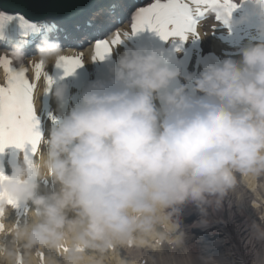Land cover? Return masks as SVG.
<instances>
[{
    "label": "clouds",
    "instance_id": "obj_1",
    "mask_svg": "<svg viewBox=\"0 0 264 264\" xmlns=\"http://www.w3.org/2000/svg\"><path fill=\"white\" fill-rule=\"evenodd\" d=\"M252 3L259 42L239 59L209 54L185 72L128 47L70 107V85L53 79L47 138L10 173L0 164V264L33 252L42 264H220L192 232L225 213L246 217L239 264H264V0ZM36 50L11 52L21 79L26 60L57 68L65 51L47 34Z\"/></svg>",
    "mask_w": 264,
    "mask_h": 264
},
{
    "label": "snow or ice",
    "instance_id": "obj_2",
    "mask_svg": "<svg viewBox=\"0 0 264 264\" xmlns=\"http://www.w3.org/2000/svg\"><path fill=\"white\" fill-rule=\"evenodd\" d=\"M196 5L195 10L190 6ZM155 0L149 7L142 8L135 16L133 33L150 30L157 33L161 39L167 41L170 38H180L187 41L189 34L199 39L197 31L198 15L201 14L200 5L222 9L216 19L221 16L230 17L231 11L236 7L233 0ZM225 24L228 20L225 19ZM122 43L117 35L112 44ZM112 45L107 41L98 42L95 45V58L103 61L112 55ZM79 58L63 57L57 66L63 69L65 76H72L83 67ZM43 63L36 67V78H40ZM53 83L48 77V85ZM33 89L25 78L18 74L11 75L7 88H0V153L5 148L15 146L23 150L26 145H31L32 154L38 151L43 140L40 131V120L34 110Z\"/></svg>",
    "mask_w": 264,
    "mask_h": 264
},
{
    "label": "bare ground",
    "instance_id": "obj_3",
    "mask_svg": "<svg viewBox=\"0 0 264 264\" xmlns=\"http://www.w3.org/2000/svg\"><path fill=\"white\" fill-rule=\"evenodd\" d=\"M207 10L209 12L207 14L204 31L201 36L203 50L200 52V55H202V57L204 58V63L207 62L205 60V57L207 55L209 41L220 39L221 35L225 33V29H226L216 22L214 17L210 14L211 9H207ZM126 26L127 25L125 24L124 27ZM63 49L65 50V48ZM65 51L64 54H67V52ZM74 54L77 55L78 52H74ZM5 56L11 57L13 59L11 52L6 50H0V64ZM33 57L35 56H30L27 58L31 59ZM38 63H39L38 59L32 60L30 62L26 60L24 67L29 68L32 71L33 75H35L36 67L38 66ZM13 65L15 67H20L19 65L16 64L14 59H13ZM43 65L44 67L41 69V73L43 79V87L45 91L48 87L47 78L49 73L52 71L53 67L50 65H45V64ZM0 88H2V82H0ZM42 115L45 122L50 127L53 126V123L58 118L57 116L50 114L47 111H42ZM15 215L16 214L13 213L12 217H14ZM12 217H10V219ZM193 219H194L193 216H186L184 217V223L190 224ZM245 220L246 217L241 216L238 213L232 215L231 217L229 216L228 213H225L222 217V222L214 224L211 228H209L208 231H204V232H201L199 230L193 231L192 243L195 244L198 248H200L205 255H210L215 257L218 261H220V264H230V262L232 261H236L237 264H239V261H241L244 258L242 256V250L240 248L238 238L242 237L244 234L243 227L245 224ZM41 254L42 253H40L39 255L33 254V256L35 259H37ZM146 255L147 254L145 252L142 253V251H134L131 255L127 253L129 260H137V261H139L142 257H145ZM145 262H146L145 264L148 263L146 260ZM112 264H115V260H113Z\"/></svg>",
    "mask_w": 264,
    "mask_h": 264
},
{
    "label": "water",
    "instance_id": "obj_4",
    "mask_svg": "<svg viewBox=\"0 0 264 264\" xmlns=\"http://www.w3.org/2000/svg\"><path fill=\"white\" fill-rule=\"evenodd\" d=\"M98 0H0L8 12H21L31 20L51 17L71 20L87 12Z\"/></svg>",
    "mask_w": 264,
    "mask_h": 264
}]
</instances>
